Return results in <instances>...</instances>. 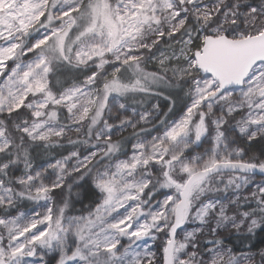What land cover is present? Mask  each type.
<instances>
[{"label":"snow or ice","instance_id":"1","mask_svg":"<svg viewBox=\"0 0 264 264\" xmlns=\"http://www.w3.org/2000/svg\"><path fill=\"white\" fill-rule=\"evenodd\" d=\"M0 264H264V0H0Z\"/></svg>","mask_w":264,"mask_h":264},{"label":"trees","instance_id":"2","mask_svg":"<svg viewBox=\"0 0 264 264\" xmlns=\"http://www.w3.org/2000/svg\"><path fill=\"white\" fill-rule=\"evenodd\" d=\"M160 103H161V105L163 106L166 102L163 101V100H161ZM76 208L79 210V209L81 208V206H80L79 204H77V205H76ZM85 214H86V213H85ZM233 243H236V242L233 241ZM236 247H237L238 249H242V246L239 245V244H237Z\"/></svg>","mask_w":264,"mask_h":264}]
</instances>
